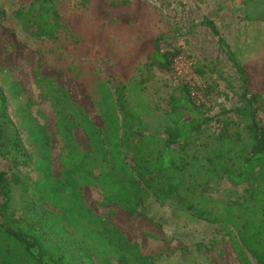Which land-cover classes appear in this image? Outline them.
<instances>
[{"label":"rangeland","instance_id":"1","mask_svg":"<svg viewBox=\"0 0 264 264\" xmlns=\"http://www.w3.org/2000/svg\"><path fill=\"white\" fill-rule=\"evenodd\" d=\"M19 1H26L25 5L19 6L15 0H0V89L8 100V116L15 129L26 112L48 133L55 178L65 179L68 175L62 165L67 147L61 138L62 125L49 87L64 90L73 105L71 110L82 117L80 121L85 119L101 131L104 123L94 105L100 99L94 74H101V69L102 73L107 70L106 74L111 75L107 77L111 84L115 83L116 73L124 72L126 77L133 78L125 92L126 110L133 128L141 129L143 134L165 136V125L169 122L164 114L169 110L168 95L180 84L189 85L194 100L202 102L208 115L216 118L209 130L219 131L217 122L222 116L217 115L239 106L241 89L237 73L218 47L217 37L206 27L193 26L203 18L214 22L237 62L246 64L249 86L260 93V105L264 109V82H260L264 62V6L260 0L249 5L246 0H132L121 11L103 13L99 9L110 0H92L90 4L85 0H54L65 16L60 20L61 33L54 35L53 40H36L25 35L14 13L27 9L28 0ZM247 10L257 19H246ZM38 14L39 11L34 13ZM128 18L131 23L126 21ZM155 37L160 38L163 50L177 53L168 71L156 67L146 70L149 62L146 57L152 51L150 42ZM67 45V52H62ZM74 60L77 64L69 71ZM12 84L17 85L18 91L11 90ZM70 132L80 150H89L80 125L73 122ZM21 137L24 140V132ZM152 145L149 150H153ZM25 148L30 152L28 145ZM11 159L10 155L0 156L1 169L9 178L16 174L19 179H35L32 165H13ZM255 187L263 192L262 199H257L260 203L257 220L264 221V181L255 177L238 187L226 180L212 185L204 191L205 206L226 207L232 202L242 205L249 200L246 191ZM79 195L91 214L100 220V225L94 228L96 231L110 237L118 247L122 246L121 242L136 244L138 255L124 251L126 264H241L225 231L219 225L196 220L189 212L169 205L162 207L152 201L145 205L142 214L130 215L116 205L106 204L96 185L81 188ZM14 203L19 213L23 207L19 189L14 193ZM231 215L232 212L225 214L226 218ZM70 233L80 237L86 231ZM91 248L85 245L84 249L97 264ZM76 255L74 249H69L70 260ZM139 255L148 260L142 262ZM249 261L256 264L250 257ZM110 263L119 264L118 258L111 257ZM0 264L26 262L19 249L0 243Z\"/></svg>","mask_w":264,"mask_h":264},{"label":"trees","instance_id":"2","mask_svg":"<svg viewBox=\"0 0 264 264\" xmlns=\"http://www.w3.org/2000/svg\"><path fill=\"white\" fill-rule=\"evenodd\" d=\"M15 1L19 6L26 2ZM91 1L85 0V3ZM251 1L245 3L249 5ZM131 2L110 0L99 13L121 11ZM260 2L264 6V0ZM27 3V9L14 13L25 35L36 40H53L54 35L61 33L60 20L65 15L54 0H28ZM37 11L39 14L34 15ZM245 17L257 19L249 10ZM126 21L132 22L129 18ZM193 26L206 27L217 37L219 49L240 82L239 106L217 115L222 116L217 122L220 127L217 133L209 130L216 118L208 115L202 102L194 100L189 85L180 84L168 95L169 110L164 114L169 122L165 125V136L143 134L141 129L133 128V120L126 110L125 92L133 78L126 77L124 72L116 73L113 74L115 83L111 84L108 81L111 75L106 74L107 70L102 73L101 69L103 76L94 74L100 96L94 105L104 123L101 131L85 119L80 121L82 117L71 110L73 105L64 90L49 87L62 125L61 138L67 147L62 165L68 175L65 179L55 178L48 133L26 112L15 129L8 116V100L0 89V156L10 155L13 165H32L36 173L33 180L19 179L16 174L9 178L0 166V243L19 249L26 264H96L84 249L85 245L93 248L97 264H111V257H117L119 264H126L124 251L138 255L136 244L121 242L122 246H115L110 237L94 229L100 220L91 214L79 195L81 188L90 185L100 188L106 204L116 205L130 215L142 214L145 205L154 201L162 207L169 205L189 212L198 221L219 225L241 264H251L249 257L256 264H264V221L257 220L260 212L257 199H262V189L250 188L245 193L248 201L242 205L232 202L226 207H206L204 192L222 180L234 187L248 183L253 177L264 181L261 95L251 90L246 64L237 62L214 22L203 18ZM150 43L152 51L146 57L149 61L146 70L156 67L168 71L177 53L163 50L159 37ZM68 47L62 52H67ZM75 60L70 63L69 71L74 70ZM260 82H264V62ZM11 90L18 91L17 85L12 84ZM73 122L84 131L89 150H80L74 142L70 132ZM151 144L153 150L148 149ZM16 189L23 202L19 213L14 203ZM228 212L232 215L226 218ZM71 230L86 231V234L77 237ZM69 249L77 252L74 260L69 259ZM138 257L142 262L148 260L146 256Z\"/></svg>","mask_w":264,"mask_h":264}]
</instances>
